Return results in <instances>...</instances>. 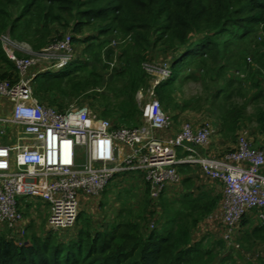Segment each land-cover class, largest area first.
<instances>
[{
    "label": "trees",
    "instance_id": "trees-1",
    "mask_svg": "<svg viewBox=\"0 0 264 264\" xmlns=\"http://www.w3.org/2000/svg\"><path fill=\"white\" fill-rule=\"evenodd\" d=\"M6 33L12 39L27 41L34 51L71 35L73 59L61 69L37 74L33 85L35 97L59 111L75 98L95 99L94 111L111 120L113 126L137 125L140 110L134 94L145 82L143 63L154 60L149 52L160 43L159 59H165L172 76L155 92L162 110L167 114L173 111L169 114L171 133L177 131L181 122L176 121L184 112L197 113L196 122H190L193 127L208 121L201 120L208 104L221 113L216 122L209 119L215 133L208 146L198 148L201 154L222 158L236 148L244 129L249 131L252 144L255 133L264 136V108L258 107L253 115L246 113L248 102L264 92L259 66L242 70L247 73L243 81L255 90L243 102L236 100L246 96L242 81L229 70L242 66L248 55L264 68V52L259 50L264 47V0H0V37ZM115 38L121 43L113 62L115 50L109 44ZM97 70H114L121 85L109 88L112 95L96 90L103 85V74ZM15 78V65L0 42V80ZM189 79L201 81L206 96L176 102L178 85ZM246 122H253L255 128L251 131ZM217 135L224 143L234 141V145L224 151L211 149ZM177 169L185 192L178 198L162 195L157 203L149 197L142 174L136 180L131 176L135 172L120 174L115 185L121 183L125 188L131 178L144 199L136 213L128 211L129 218L118 212L116 222L98 225L79 211L71 232L61 234L45 228L41 234L33 231L26 235L22 243L8 230L0 229V264H235L238 260L264 264V251L259 250L264 245V225L257 210L243 215L234 234L239 247H229L222 227L204 220L219 200L221 203V193H215V185L220 183L206 177L198 165L180 164ZM198 173L211 181L207 190L203 184L195 185L200 180ZM123 190L125 197L130 190ZM248 213L255 214L258 223L248 234L240 235ZM203 225L220 236L209 232L195 237Z\"/></svg>",
    "mask_w": 264,
    "mask_h": 264
},
{
    "label": "built area",
    "instance_id": "built-area-1",
    "mask_svg": "<svg viewBox=\"0 0 264 264\" xmlns=\"http://www.w3.org/2000/svg\"><path fill=\"white\" fill-rule=\"evenodd\" d=\"M1 41L15 65L16 78L0 80V229L8 230L19 243L28 220L19 210L18 196L47 202L46 228L61 232L76 223L80 193L99 197L118 173L137 172L157 203L168 188L180 187V164L198 165L206 177L222 185L220 206L210 219L222 227L229 247H239L234 234L247 211L257 210L264 225V145L253 147L244 129L233 151L214 158L197 149L208 146L215 133L210 122L196 127L182 122L171 133L172 119L155 92L172 76L168 64L158 70L145 100L140 101L138 125L113 126L89 108L70 104L59 111L34 95L37 74L61 69L73 59L70 34L37 51L8 33ZM14 50L27 55L17 56ZM179 151L185 154L179 156Z\"/></svg>",
    "mask_w": 264,
    "mask_h": 264
},
{
    "label": "rangeland",
    "instance_id": "rangeland-1",
    "mask_svg": "<svg viewBox=\"0 0 264 264\" xmlns=\"http://www.w3.org/2000/svg\"><path fill=\"white\" fill-rule=\"evenodd\" d=\"M13 40L32 48L31 45L27 41H19L16 39H13ZM113 41L115 42V44L112 43ZM119 43H121V40L119 38L118 39L115 38L109 44V47H111L113 50H115V52L112 55L113 62L116 60V55L118 53L117 47L119 46ZM159 45H160V43H158L156 50L149 52V58L150 59L154 58V60L143 63V67H144L143 73L145 75V82L139 86V88L136 90V92L134 94L135 101H136L137 105H139V110H140V105H141L140 101L145 100L147 90L151 87L152 82H153L154 78L156 77V75L159 74L158 70L160 68H163V66L165 64H167L163 57H161V60L159 59L160 48H161V46H159ZM259 50L261 52H264V47L259 48ZM14 53L17 56L27 55V53L18 52L17 50H14ZM156 56H158V57L156 58ZM155 58H156V61H155ZM244 65H245V69H243ZM151 66H153V67L151 68ZM257 66H259V68H260L259 70H261L260 72H262L261 82H262V85L264 86V68H262L261 65H258L257 63H255V61L251 55H248L246 57L245 63L242 66L240 65L236 68L229 69V70H233L234 74L231 71V75L233 74L237 80L242 81V88L244 90V95H246L245 98H243L241 96L236 97V100L238 102H243V101H245V99L252 97L254 94V91H255L253 88L250 87L249 82L243 81V80H245L247 73L242 71V70H249L250 68H257ZM190 70H192V69H190ZM97 71H99L100 73L103 74V85L100 86L99 88H97L96 90L100 91L102 93H105L106 95H112V90H110L109 88H116V87L118 88L121 85V82L116 77L114 70H97ZM201 83L202 82L199 80L197 81L195 79H189L187 81L182 82L180 85H178V89L174 93V97H175L176 102L182 103V101L189 100L190 98L191 99L197 98L200 94L203 95L202 97H205L206 96L205 87L203 84L201 85ZM207 84L208 83L205 82V85H207ZM213 89H214V87H211L209 92L212 93ZM112 100L116 101L117 99H114L112 97ZM69 103L70 104H76L80 107L89 108L93 112H95L92 106H95L97 104V101H95V99H86V98L81 97V98H75L73 100H70ZM206 105L204 106L205 112H204V114H203L204 116H202L201 120H203V119L208 120L212 124L211 120L216 122L217 116H219L221 113V109H219V108L215 109V107H213V106H208V104H206ZM258 107L264 108V92L262 95H260L258 97V99L256 101L251 100L250 102H248L246 113L249 115L250 114L253 115ZM167 112L169 114H172L173 111H167ZM95 113L97 114V112H95ZM196 118H197V113H195V115H194L190 112H184V113L179 115L176 122H177V124H179L180 122H183V121H185V122L188 121L189 123L190 122H196ZM209 119H211V120H209ZM246 124H247L246 127L249 128L251 131H252V128H255V124L253 122H246ZM129 126H136V124L135 125H129ZM179 126H178V128H179ZM255 134H257V133H255ZM258 136L259 135H257V137ZM212 140H213V143H212L213 145H212L211 149H213V150L219 149L217 146L218 142H222V145L225 144L218 151H224L225 149H228L234 145V143H233L234 141H232V140H226L225 139L226 141L224 143L223 141H221V137L218 135L216 137H214ZM218 145H220V144H218ZM120 174L121 173H118L116 175V177L109 182V184L107 185V187L104 191V194H100L99 203L104 202L102 204V206L100 204L99 209H98L97 208L98 204H96V205H94L95 209L93 211H90L92 214H89V215L92 216V218H93L92 220L95 224H98L99 220H101V221L109 220L110 217H108V216L110 213H112V211L113 212H116V211L122 212V214L124 216L129 218L131 215H129L128 211L131 209V210H133L134 213H136L137 210L139 209V207L141 206V204L143 203L142 202V201H144L143 195L140 193L138 187L136 186V184H135L136 181L132 180L131 178H128L126 180V183H125L127 185L125 188H128L130 190L129 193H126L127 196L124 195L125 197H123V194H124L123 189H125V188H122L121 183H118V186L120 187L119 191H118L119 193L117 194V192H115V195H113V193H111V192L115 191V190H111V189L114 188L113 185H115V183L119 181ZM215 186H216L215 193L216 194L221 193L222 185L216 183ZM122 190H123V192H122ZM82 194L83 193H80V195H82ZM109 197L110 198L114 197V198L108 199ZM32 200H34V198H32L31 196H18L17 197L19 210L23 214L24 219H26V220L28 219L27 227L28 226L29 227H28V229L26 228L27 229L26 235L30 234L32 231H34V232L36 231L38 234H41V233L46 231L45 223H43L41 226H38L40 219L37 220V218H36V220H35L33 217H31V215H32L31 212L26 210L28 202L31 203ZM210 218H211V213L208 216H206L204 218V220H208L210 224H213V223L217 224L216 221H214L213 219H210ZM29 219L32 220L31 223H30ZM41 223L42 222L40 221V224ZM72 228L61 231L60 233L63 234L66 232H71ZM209 232L210 233H216V235H214L215 237L220 236L219 233L212 232V231H210V228H207V226L205 227L203 225L200 229L198 228V230L195 231V234L197 233L195 237L200 236L201 233L202 234H205V233L209 234ZM67 234H70V233H67ZM26 235H25V237H26ZM67 237H69V235L64 236V238H67ZM245 247H246V245H245ZM227 251L230 252L231 254L235 255L233 250L229 249ZM235 264H245V263L242 260H238ZM257 264H259V261Z\"/></svg>",
    "mask_w": 264,
    "mask_h": 264
},
{
    "label": "crops",
    "instance_id": "crops-1",
    "mask_svg": "<svg viewBox=\"0 0 264 264\" xmlns=\"http://www.w3.org/2000/svg\"><path fill=\"white\" fill-rule=\"evenodd\" d=\"M1 37H0V42H1V46H2ZM2 49H3V46H2ZM178 126H177V130H178ZM254 136L255 137H253V147L261 148L264 145V136L263 135H259L257 137V134H255ZM217 146H218V148L222 147L221 145H218V144H217ZM198 148H199V146L197 147V149ZM200 148H202V147H200ZM261 173L264 174V166L261 168ZM138 174L139 173L135 172L131 176L132 177L134 176L135 177L134 179L136 180ZM198 174H199L200 180H196L195 181V185L203 184V189L207 190L209 188V183L211 181L207 180L203 176V174H201V175H200V173H198ZM113 187L114 188H112L111 190H115V191L111 192V193H113V195H115V192H117V194H118L119 193L118 191H119L120 187L116 186V185H113ZM183 192H185V190L183 189V186L181 185V187H179L177 190H173L172 188H170V189L168 188L167 191L163 194V196L168 197V198H178L179 196L182 195ZM102 194H104V192ZM221 196H222V189H221ZM32 198H34V200H32L31 203L28 202L26 210L31 212V214H32L31 217H33L35 220H36V218H37V220L40 219V221L42 223L40 224V221H39L38 226H41L43 223H45V226H46L47 225V218H48V215H49V204L47 205V202H45L44 200L40 199L39 197H32ZM112 198H114V197H111V198L109 197L108 199H112ZM99 200H100V197H93V196H88V195H85V194L79 195V211L83 213V216H85V217L88 216V217L92 218V216H90L89 214H92L90 211H93L95 209L94 205L98 204L97 208L99 209L100 204L102 206V204L104 203V202H100L99 203ZM219 206H220V200L218 202L217 208L215 210H213L211 212V214L214 213L216 210H218ZM110 214L108 216V217H110L109 220H107V221L99 220L98 225L104 224V223H114V222H116L118 212L117 211L116 212L112 211V213H110ZM29 220H30V223H31L32 220L31 219H29ZM257 223H258V221H257V218H256L255 214H251V213L246 214V216L243 219V222H242V224H241V226L239 228L240 232H238V233L240 235L241 234H244V235L248 234V232L251 231V229L253 227H255ZM28 227L26 226L27 229H28ZM78 227H79V224H78ZM213 228H214V226H213ZM259 250L264 251V245L261 244ZM263 254H262V256H263L262 260H263V263H264V255Z\"/></svg>",
    "mask_w": 264,
    "mask_h": 264
}]
</instances>
